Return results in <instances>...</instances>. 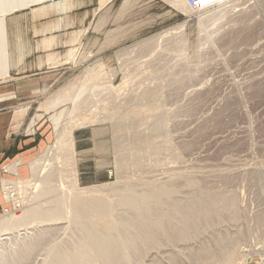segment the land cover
<instances>
[{
	"label": "rangeland",
	"instance_id": "1",
	"mask_svg": "<svg viewBox=\"0 0 264 264\" xmlns=\"http://www.w3.org/2000/svg\"><path fill=\"white\" fill-rule=\"evenodd\" d=\"M32 10L33 8H28L6 17L9 35L30 33L31 26L34 25L30 16ZM94 11L93 6H88L79 16L71 17L63 28L74 37L54 42L56 46L70 45L72 50L75 49L77 58L72 53V57L66 62L71 65L70 70L56 79L52 87L39 91L33 103L16 108L12 130L20 133L24 139L32 138L34 141L22 150L32 149L28 157L7 160L0 165V185L15 184L19 191L20 188L23 191L21 196L25 199L24 206H37L47 210L50 208V200H54L52 197L59 195L58 197L63 198L71 188L74 191L73 187H97L109 195V191L122 187L127 181H137V190L145 192L147 186L144 184H151L153 181L155 184L151 185L159 187L171 180L167 184H176L177 189L181 188L176 192L174 185L176 197L173 193L175 198L169 199L173 203L180 200L185 203L190 201L193 190L182 187V177L190 172L202 175L210 173V180L207 178L206 182L208 189L214 187L223 193L236 194L238 219L231 220L230 223V220H223L220 222L222 227L220 223L209 227L210 233L204 229L201 233L205 232V235L199 234L197 240L194 237L186 243L180 242L177 237H174V242L172 238H169L171 242L168 238L160 239L158 247H148L146 250H153L150 249L149 253L145 250L146 254L145 251L143 254L149 256L142 254L138 261L141 260L142 264H188L191 261L186 254L196 253L205 244L206 247L211 245L209 247L214 251L218 237L227 235L238 238L234 246L238 247L235 249L239 251L237 256H242V249L245 250L242 258L237 257L238 263L248 261L249 264H264V0H226L200 11L188 10L179 3L176 8L166 0H115L100 15H95ZM193 18L194 21L189 22ZM173 28L178 29L170 35H163ZM161 33L166 38L155 42L153 46L133 49L138 43L148 38L154 39ZM75 36L80 38V43L74 42ZM144 90L158 91L160 95L143 100L139 95ZM66 92L75 93L74 98L79 103L90 93L93 102L84 111L75 110L73 102L69 100L55 110L46 109V104ZM108 97L111 101L114 100V105L109 106L111 101ZM132 99H136L135 102ZM120 105L121 112L131 109L141 111L135 116L133 124L128 122L130 117L125 115L115 117L118 121L111 119L110 112L119 111ZM61 112L62 116L57 122L59 129L73 125L75 119H85L89 123L79 121L75 125L72 131L74 150L62 148L58 156L51 153L44 163L46 167L43 175H40V184L32 177L30 164L37 158L44 157L48 149L54 146L57 131L52 117L57 118ZM159 121L162 126L158 130L156 125ZM136 138H139L137 142L142 146L138 144L137 149L129 151L130 144ZM150 143L154 147L149 146ZM73 161L76 164L77 181H73L72 172H68L72 169ZM136 161L139 166L134 165ZM60 162L65 168L61 173L56 169L61 166ZM121 164L126 167L124 171L119 169ZM179 177L182 180H178ZM22 181L29 183L23 185ZM65 207L62 220L54 221L56 223L46 222L45 227L43 224L28 226L26 236H23L25 231L22 230L26 227L16 228L14 233L0 241V264H9V257L12 260L19 255L20 246L24 247V243L27 244L50 227L51 230L56 228V231L53 230L55 234L52 232L46 237L44 248L55 247L56 243L58 246H68L72 240L75 242L73 238L76 231L69 225L70 217L65 213L68 211L67 206ZM116 209V216L120 213L119 218H123L124 215L121 214L126 213V208ZM127 212L128 216L124 218L131 213ZM213 228H217V232L213 233ZM239 231H242L240 236L244 238L239 236ZM214 238L218 239L216 243ZM238 241L243 242L240 244ZM181 243L186 245L182 247ZM40 247L33 252L35 254L29 256L30 260L33 258L31 262L27 260L29 264L44 263L45 251L48 252V249H43L42 244ZM184 251L188 258L182 257ZM12 253L14 256H11ZM174 257L178 259V263ZM5 258L8 259L7 262ZM173 258L175 261L170 260ZM169 260L173 263H169Z\"/></svg>",
	"mask_w": 264,
	"mask_h": 264
},
{
	"label": "bare ground",
	"instance_id": "2",
	"mask_svg": "<svg viewBox=\"0 0 264 264\" xmlns=\"http://www.w3.org/2000/svg\"><path fill=\"white\" fill-rule=\"evenodd\" d=\"M51 1H55V0H0V66L2 64H3L2 66H4L5 62L7 63L6 58H5V56H6L5 54L7 52V44H6L7 31H6V25H5L6 17L15 13V12L26 10L28 8H32V7H36V6H40V5H43V4L51 2ZM166 1L169 4H172L176 8H178V3H179L180 5H183L184 7H186L188 10L197 11V9L195 7H192L188 3L187 0H166ZM183 28H184V26H183ZM177 29L178 28H173L171 30L169 29L170 31L165 32L163 35H166V34L170 35V34H172V32L174 30H177ZM162 33H161V35L157 34L158 36L156 35L157 37H155L154 39L151 37L152 39L148 38V39L138 43L137 45H135L133 47V49L138 48L141 50V49H146V48L153 46V44L155 42H158L160 39H162L164 37L166 38V36H162ZM173 34H176V33L174 32ZM244 35H246V34H244ZM244 35H243V38H244ZM246 36L249 37V35H246ZM90 73H91V71H90ZM92 76H94V75H92ZM74 94L75 93H72V92H69V93L66 92V94H63L58 98L56 97V99L53 98L54 100H52V102L46 104L45 107L47 110H55V108L57 106L61 105L65 101L69 100V101L73 102L75 110H79V111L83 110L84 111L93 102V100L91 99L90 93L87 94V98L83 99L82 101L80 100L81 101L80 103H79V101H77L74 98ZM156 94L160 95V93L158 91L153 92V90L152 91L144 90V91H142V93H140V95L139 94L138 95H139V98L144 100L148 97H152L153 95L155 96ZM79 95L80 94H78V96ZM113 96H117V95L113 94ZM112 97H111V99H112ZM129 97H131V96H129ZM109 98L110 97H108V99ZM131 98H133V97H131ZM136 98H138V97H136ZM117 100H119V99H117ZM132 100H134V99H132ZM135 100L133 102H135ZM112 101L114 102V100H112ZM124 101H125V99H124ZM137 101H138V99H137ZM107 102H108V100H107ZM111 102H110L109 106L114 105L113 102L112 103ZM121 105H123V104H121ZM109 106L107 105V107H109ZM104 107H105V104H104ZM112 108H115V107H112ZM112 108H110V109H112ZM102 109H104V108H102ZM118 109H120V108H118ZM137 110H139V109H137ZM137 110L131 109V111H129V110L125 111L124 110L125 112H121L122 111V106H121V109L119 111L118 110L115 112L112 111L113 113L110 112V114L108 113L109 111H107L106 114L107 115L109 114L111 116V119L115 120V121H118V118H115V117H117L119 115H125L126 117L129 116L130 118L128 119V122H132V124H133V122H135V116L139 115V114H137L139 112ZM62 111H64V110H62ZM73 112H74V110H73ZM180 113H181V111H180ZM61 114H62V112L59 113V115L56 114V115H58L57 118L52 117V120L55 124L54 127L57 131L56 141H55L54 146H52L48 149V152L44 155V157L41 156L30 164L31 165L30 167H32L30 170L32 172L31 175L35 179V181L37 183H40V184H41L40 175H43L45 167H46V165H44V163H46V161H48V158L52 155L51 153L54 152V156H58V153H59L60 149H62V148L67 150V151L74 150L75 140L72 136V131H73L75 125H78L79 121H81V123H83L82 121H86L85 119H81V120L80 119H77V120L73 119L74 120L73 125L68 126V127L64 126V127L59 129V125L57 122L60 119V117L62 116ZM109 115H108V117H109ZM140 116H142V115H140ZM108 119H110V118H108ZM146 119H147V117H146ZM156 120H157V117H156ZM158 120H160V119H158ZM86 122L89 123V121H86ZM137 122H139V121H137ZM31 123H33V122H31ZM83 124H85V122ZM119 124L120 123H118V125ZM126 124H128V123H126ZM161 124H162V122L159 121V123H157V125H156V129H158V130L161 129V126H162ZM130 125H131V123H130ZM134 126L135 125H133V127ZM76 127H78V126H76ZM158 130H156V131H158ZM116 131H118V130H116ZM160 132H161V130L159 131V133ZM138 140H139V138L134 139V141L130 144L129 151L131 149H137L139 147L138 146L139 143L137 142ZM155 141H156V139H155ZM145 144H143V145H145ZM157 144H158V142H157ZM151 145H153V144L150 143L149 146H151ZM140 146H142V145H140ZM152 147H154V145ZM176 155H178V154H176ZM139 159H140V157H139ZM124 161H123V163H124ZM137 162L138 161H136L134 163V165L135 164L137 165ZM59 164L61 166H57L59 168L56 167V169H57V172L61 173L62 171L65 170V168H64V164L62 162H60ZM251 164H253V163H251ZM71 165H72V169L68 170V172H72L73 177L71 179L74 181L77 177V174H76L77 169H76V164L74 163V161L71 163ZM137 166H139V165H137ZM67 167L69 168V166H67ZM124 167L125 166H123L121 164V167L119 169L124 171L123 169L126 168V167L125 168ZM250 167H252V166H250ZM8 169H10V168H8ZM13 169L14 168H12V170ZM252 171H253V168H252ZM181 174L182 173H180V176H181ZM209 174L206 173V175H204V174L202 175L201 173L199 174V172H197V173L196 172L195 173L190 172V174H187L185 176L182 175L183 176L182 177L183 181H181L182 187H184V188L186 187L185 189H187V187H189L190 189L193 190V192H191V193H193L192 197H191V199H189L190 201L189 202L187 201L185 203H183V201L181 203L180 202L181 200L176 201V203L175 202L173 203V202H171L173 200L169 199V198H173V196H175V191L173 192L174 187L176 189V192H179L180 190L179 191H177V190L179 188H181V187H178V189H177L176 184H174L175 186L167 184V183H170V181H171L170 180V181L166 182V184H164V185L162 184V186H159V187H158V185L153 186L155 184V183H153V181L151 182V184L153 183V185L145 182V183H147V184H144L145 186H147V189H145L147 191H145L144 189H141L142 191L144 190L145 192H141V191L137 190V185H139V184H137V181H135L136 183H130L131 181L130 182L127 181L126 183L124 182L125 184L122 187L117 188V189H113V190L110 189L111 192L107 191L108 193H110L109 195L105 194L106 193L105 191L102 192L100 189H97V187H94V186H92L94 188H90V189H79V188L75 189L73 187L74 191H72L71 190L72 188H71L70 191H68L67 196H65V197L63 196V198L58 197L59 195L52 197L54 200H50V202H51V204L49 202L50 208L47 210L41 209L40 207H37V206H35V207L34 206H29V207L23 206L19 210L5 214L4 216L0 217V241L5 240L7 238L6 236H10L12 233H14V230L16 228L26 227L25 230L22 229L23 231H25L23 233V236H26V235H28L26 232L27 229L29 230L28 226L34 227V225H39V224L40 225L43 224L42 226H44V223H46V222H52L53 223L54 221H56V222L59 221L62 218V215L64 213L63 208H66L65 206H67L68 211L65 213L69 214L70 219L67 218L68 221L70 220L69 225L71 226V228H73L76 231V235L73 238L75 242H73V240L70 239V240H72V243L71 244L69 243L68 246H66V245L63 246V244H61V246L60 245L58 246V244L56 243L57 246L55 244V247L53 246V247H50V249H48V247L46 246L47 248H44L45 246H43V242L46 240V237L49 234H52L53 230L56 231V228H54L52 230L50 229L51 227L47 228V229L45 228L46 230H44V231L42 230L43 232L41 235H39L40 231H38V235H39L38 237H36L37 236L36 235L35 239L32 238L31 241H29L27 244L24 243L25 244L24 247L20 246L21 251H20L19 255H17L19 257H17L15 255L17 257V258L15 257L16 259L14 258L15 260L14 259L10 260L11 259L10 257H9V260L5 258L6 259L5 262H7V260H8L9 264H14L13 261H15L17 264H20V263L26 264V263H28L27 260L30 258L29 256L31 254L32 255L35 254L33 252L38 251L39 248H41L40 246L42 244L43 249H45V250L48 249V252H47V250L45 251L46 252V254H45L46 258H45L44 263H42V264H134L135 262L137 263V261L139 260V258L143 254V252L148 247H156L159 244V241H161L160 239L168 238V240L170 241L169 238H172L171 240H173L174 237H177V239L180 242L184 241L185 243H186V241L188 242L189 240H191L194 237H196L195 239L197 240V237L200 236L199 234H202L201 233L202 230H204V229L208 230L209 227H215L220 222H222L223 220H227V222H228V220H230L229 221V223H230L231 220L233 221L235 219H238L236 217H239L238 216L237 201H236V196H235L236 194H233L232 192H230L232 194H227L226 192H224L225 194H227V195H225L223 192H220L219 190H215L214 187H213V189H210V188L208 189L206 182L208 179L210 180V178H208ZM211 174L213 175V173H211ZM68 176H69V173H68ZM167 177H168V175H167ZM170 177H173V176H170ZM212 177H214V176H212ZM71 179H70V181H71ZM120 179H121V177H120ZM179 179L182 180L180 177L178 178V180ZM122 180H123V178H122ZM132 180H133V178H132ZM31 181H33V180H31ZM75 181H77V180H75ZM150 181H151V179H150ZM159 181H161V179ZM22 182H24V184L22 183L23 185H27L29 183L28 181L27 182L22 181ZM155 182H157L156 178H155ZM40 184H38V185H40ZM117 185H119V184H117ZM160 185H161V183H160ZM140 186H142V184H140ZM0 187L2 189V193L6 194V196H7L6 198H9L7 193L8 194L16 193L17 195H20L19 198H22L23 201L25 200L21 196V195H23L22 189L20 188V191H19L18 190L19 187L17 188L15 186V184L6 183L3 185H0ZM208 187H209V185H208ZM57 189H55V190H57ZM6 191H7V193H6ZM51 191H52V189H51ZM52 192H54V190ZM184 192H185V190H184ZM37 193H38V191H37ZM173 193H174V195L172 196ZM188 193H190V192H188ZM188 193H185V194H188ZM25 195H26V193H25ZM36 197H37V195H36ZM109 198H113V199L110 200ZM177 202H179V203H177ZM49 205L47 204V206H49ZM117 207H125L126 208L125 210L131 212L129 217L124 218L125 216H128V215H126V213H128L127 211H126V213L122 212V213H124V214H121V216L124 215L123 218H119L120 216H118V214H120V213L117 214V216H118L117 217L115 214V213H117V212H115V209ZM118 210H119V208H118ZM56 222H54V223H56ZM60 223H62V222H60ZM57 225H59V223ZM221 225L222 224L220 223V226ZM44 227H43V229H44ZM68 228H69V226H68ZM30 229L32 230V228H30ZM57 229H60V228L57 227ZM214 229L215 228H213V233H214V231L217 232V230H216L217 228L215 230ZM211 230H212V228H211ZM209 231L210 230H208L207 232H209ZM239 232H240L239 236L240 235L242 236V234H241L242 231H239ZM203 234L205 235V232H203ZM222 235H226V234H222ZM243 236H244V234H243ZM201 238H203V237H201ZM201 238H199V239H201ZM241 238H244V237H241ZM218 239H215L216 241L214 240V243H216L218 240V242L216 243L217 244L216 249L214 248V251H212V248L210 249L209 246H211V245L208 244V246L206 247V244H205V246H203V248L202 247L200 248L201 250L198 249L199 252H198V250H196L197 251L196 253L186 254V255H189L188 256L189 258L187 256H185V251H184V255L182 254L183 252L180 254H182V257L185 256L188 259H190L191 263H193V264H194V262L195 263L198 262V264H200L201 262L203 264H249L248 261L240 262V263L237 262V257L239 258L240 255L237 256V253L239 254V251L238 252L235 251L237 246L236 247H234V246H235L238 238L236 239V238H233L232 236L227 237V235H226L225 237H220V238L218 237ZM70 240H68V241H70ZM240 240H242V239H240ZM169 241H166V242H169ZM192 241H194V240H192ZM206 241H209V240H206ZM173 242H174V240H173ZM45 243H46V241H45ZM181 244H180V246H181ZM183 245L184 244H182V247H183ZM191 245H193V244H191ZM16 246L18 247V245H16ZM167 247H170V246L168 245ZM150 249H152V248H150ZM186 249H188V247ZM237 249H238V247H237ZM18 250L16 252H18ZM149 250H146V251H148V253H149ZM188 250H190V249H188ZM188 250H186V251H188ZM242 250H243L242 254L244 255L245 250L244 249H242ZM146 251L144 252L145 254H146ZM182 251H183V248H182ZM192 252H193V249H192ZM4 253H6V252L4 251ZM41 253H42V251H41ZM160 254H162V253H160ZM240 254H241V252H240ZM3 255H1V256H3ZM12 255H13V253L11 254V256ZM175 255L177 256V254H175ZM243 255L240 257L242 258ZM245 255H247V254H245ZM143 256H145V255L143 254ZM173 256H174V254H173ZM249 256H250V254H249ZM177 257H181V255L180 256L178 255ZM155 258H154V260L158 259L159 257L156 259ZM169 258H171V257H169ZM174 258L170 259V260L175 261V259H177V258H175V259ZM247 259H249V258H246V260ZM31 260L29 259L30 262H31ZM170 260L168 261L169 263L172 262ZM181 260H183V259H181ZM1 261H2V259H1ZM3 261H4V258H3ZM40 261L43 262V260H40ZM138 262H140L139 264L143 263V262H141V260ZM176 262L178 263V259ZM180 262H182V261H180ZM147 263H148V261H147ZM162 263H163V261H162ZM191 263L188 262V264H191ZM1 264H4V262Z\"/></svg>",
	"mask_w": 264,
	"mask_h": 264
},
{
	"label": "crops",
	"instance_id": "3",
	"mask_svg": "<svg viewBox=\"0 0 264 264\" xmlns=\"http://www.w3.org/2000/svg\"><path fill=\"white\" fill-rule=\"evenodd\" d=\"M113 1L55 0L32 7L30 16L34 25L28 34L9 35L5 19L7 63L0 66V165L19 157L25 159L32 150L22 152L34 140L24 139L12 130L16 108L33 103L39 91L52 87L56 79L70 70L71 65L66 62L72 53L78 56L70 45L54 44L57 40L74 37L64 30L65 22L85 12L88 6H93L98 16ZM76 41L80 43V38L76 37Z\"/></svg>",
	"mask_w": 264,
	"mask_h": 264
},
{
	"label": "built area",
	"instance_id": "4",
	"mask_svg": "<svg viewBox=\"0 0 264 264\" xmlns=\"http://www.w3.org/2000/svg\"><path fill=\"white\" fill-rule=\"evenodd\" d=\"M188 3L197 9V11L207 9L219 4L221 1L225 0H187ZM194 18L189 22H193ZM7 193V191H6ZM9 198H6V194L2 193V189L0 187V217L4 216L5 214L14 212L19 210L25 205V201L22 198H19L20 195L16 193L8 194Z\"/></svg>",
	"mask_w": 264,
	"mask_h": 264
}]
</instances>
